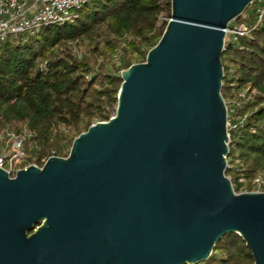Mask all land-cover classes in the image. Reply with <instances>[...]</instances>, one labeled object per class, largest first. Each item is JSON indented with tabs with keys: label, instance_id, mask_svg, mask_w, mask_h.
Returning a JSON list of instances; mask_svg holds the SVG:
<instances>
[{
	"label": "water",
	"instance_id": "obj_1",
	"mask_svg": "<svg viewBox=\"0 0 264 264\" xmlns=\"http://www.w3.org/2000/svg\"><path fill=\"white\" fill-rule=\"evenodd\" d=\"M114 114L13 177L0 168V264H198L228 234L264 264V192L235 193L221 95L225 29L254 0H169Z\"/></svg>",
	"mask_w": 264,
	"mask_h": 264
},
{
	"label": "trees",
	"instance_id": "obj_2",
	"mask_svg": "<svg viewBox=\"0 0 264 264\" xmlns=\"http://www.w3.org/2000/svg\"><path fill=\"white\" fill-rule=\"evenodd\" d=\"M263 8L264 0L247 6L236 21L250 33L227 41L221 59V95L234 97L225 175L235 193L252 191L253 179L264 177ZM164 18L170 19L169 0H88L61 25L6 39L0 48V128L25 127L33 134L34 147L24 145L31 154L25 166L67 157L74 138L114 114L120 72L145 61L168 22ZM75 47H87L88 55L78 57ZM119 50L121 57L112 62ZM253 263L243 240L228 234L198 264Z\"/></svg>",
	"mask_w": 264,
	"mask_h": 264
},
{
	"label": "built area",
	"instance_id": "obj_3",
	"mask_svg": "<svg viewBox=\"0 0 264 264\" xmlns=\"http://www.w3.org/2000/svg\"><path fill=\"white\" fill-rule=\"evenodd\" d=\"M88 0H0V48L9 36L20 34H34L43 26L61 25L72 18V11ZM259 1V0H258ZM264 11V8L262 12ZM250 33L245 23L229 24L225 29V43L236 42L238 38L246 37ZM121 73V72H120ZM244 97V92L239 94ZM227 111L226 129H234L228 120V114L234 103L224 100ZM33 134L25 127L18 130L0 128V168L13 177L17 170L26 168L24 165L31 154L24 149L25 143L29 149L34 147ZM45 162V161H44ZM32 165V164H30ZM228 166V165H227ZM244 186L246 181L239 179ZM253 190L249 192H264V177L257 175L252 181ZM247 192V191H243Z\"/></svg>",
	"mask_w": 264,
	"mask_h": 264
},
{
	"label": "rangeland",
	"instance_id": "obj_4",
	"mask_svg": "<svg viewBox=\"0 0 264 264\" xmlns=\"http://www.w3.org/2000/svg\"><path fill=\"white\" fill-rule=\"evenodd\" d=\"M165 20H169L168 18H164ZM235 22H237V21H233V22H231L230 24H233V23H235ZM74 50H75V53L78 55V57H80V56H83V55H88V53H89V51H88V48L87 47H81L80 49L79 48H74ZM121 55H122V53L120 52V50H119V52L111 59L112 60V62H116L117 60H118V58H120L121 57ZM102 62V58H100L99 60H98V62H97V64H100ZM134 63L133 64H136L135 63V61H133ZM239 96V95H238ZM234 98V97H233ZM232 98V99H233ZM232 99H230V100H232ZM113 115V114H112Z\"/></svg>",
	"mask_w": 264,
	"mask_h": 264
}]
</instances>
